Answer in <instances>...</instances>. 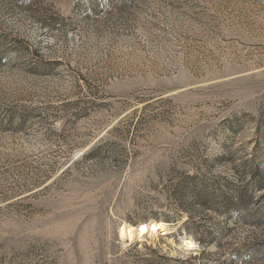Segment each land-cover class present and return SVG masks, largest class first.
<instances>
[{
  "label": "rangeland",
  "instance_id": "rangeland-1",
  "mask_svg": "<svg viewBox=\"0 0 264 264\" xmlns=\"http://www.w3.org/2000/svg\"><path fill=\"white\" fill-rule=\"evenodd\" d=\"M0 264H264V0H0Z\"/></svg>",
  "mask_w": 264,
  "mask_h": 264
},
{
  "label": "bare ground",
  "instance_id": "bare-ground-1",
  "mask_svg": "<svg viewBox=\"0 0 264 264\" xmlns=\"http://www.w3.org/2000/svg\"><path fill=\"white\" fill-rule=\"evenodd\" d=\"M125 227V226H124ZM128 228V227H127ZM133 232L136 233V235H144V234H157V233H161V234H168L167 230L164 229L162 223L160 222H152L150 224H140L139 226H137L135 229L134 228H129L126 231V234L131 237L133 235ZM134 233V234H135ZM120 234L121 236L125 235V230L123 228H121L120 230ZM127 236V237H128ZM134 236V235H133ZM126 237V235H125ZM124 237V238H125ZM129 239V238H128ZM127 241V240H126ZM191 245H193L190 241H186L184 243L185 247H190Z\"/></svg>",
  "mask_w": 264,
  "mask_h": 264
}]
</instances>
